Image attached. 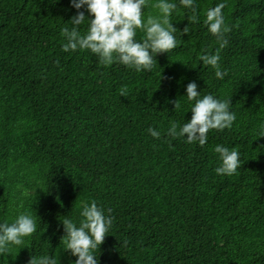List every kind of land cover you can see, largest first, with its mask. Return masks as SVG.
Wrapping results in <instances>:
<instances>
[{
    "label": "trees",
    "instance_id": "trees-1",
    "mask_svg": "<svg viewBox=\"0 0 264 264\" xmlns=\"http://www.w3.org/2000/svg\"><path fill=\"white\" fill-rule=\"evenodd\" d=\"M220 2L198 0L199 23L174 17L177 48L137 73L62 51L71 0H0V218H40L31 248L8 264L43 254L72 264L61 219L92 201L115 218L99 264H264V0H228L226 48L203 24ZM217 51L224 80L200 59ZM193 81L237 115L204 147L167 136L192 118ZM217 145L239 151L238 174H216Z\"/></svg>",
    "mask_w": 264,
    "mask_h": 264
},
{
    "label": "clouds",
    "instance_id": "clouds-1",
    "mask_svg": "<svg viewBox=\"0 0 264 264\" xmlns=\"http://www.w3.org/2000/svg\"><path fill=\"white\" fill-rule=\"evenodd\" d=\"M71 7L77 14L61 30L64 38L62 51L90 52L104 67L120 64L137 73H152L158 63L157 57L171 54L177 48L178 29L174 27V17L185 15L190 23H199L201 16L198 0H71ZM227 7L228 0H221L203 13V24L220 48L228 46V35L232 31L224 12ZM183 33H188V28ZM138 34H143V38H138ZM200 59L204 66L214 70L217 80H224L228 75L222 68L219 51L203 54ZM198 89L195 81L187 85L186 97L192 118L182 126L171 124L167 136L183 138L189 145L204 147L208 143L209 132L232 129L237 115L232 111L231 101L213 94L203 95ZM127 95L125 86L120 89V96ZM180 107V102H175V111ZM148 132L155 139L162 138V133L156 128H149ZM259 134L264 137V124L260 125ZM214 151L220 160V166L215 169L217 175L238 174L241 166L239 151L223 145H217ZM29 195V192H24L25 197ZM111 212V209L106 210L92 201L84 204L78 217L69 215L61 219L65 232L62 248L75 258L72 264H99L97 253H100L114 225L115 218ZM39 219L33 210L0 218V264H8L6 258L9 255L15 259L17 251L31 248ZM29 264L62 262L59 254H43L32 255Z\"/></svg>",
    "mask_w": 264,
    "mask_h": 264
}]
</instances>
